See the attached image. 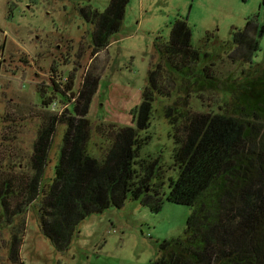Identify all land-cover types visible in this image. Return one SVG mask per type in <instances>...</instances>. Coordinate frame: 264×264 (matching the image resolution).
<instances>
[{"label":"trees","instance_id":"trees-1","mask_svg":"<svg viewBox=\"0 0 264 264\" xmlns=\"http://www.w3.org/2000/svg\"><path fill=\"white\" fill-rule=\"evenodd\" d=\"M128 2L109 0L103 10L80 8L92 26L95 53L119 31ZM258 28L252 20L244 29L232 27V40L221 46L224 52L203 51L192 45L189 25L177 15L168 39L154 43L158 58L132 111L133 123L113 124L99 156L88 150L92 133L87 117L97 77L86 75L77 91H72V79L64 88L52 80L53 90L66 101L58 112L51 108L38 125L27 163L0 162V228L10 233L7 258L22 264L19 248L27 210L35 212L43 237L57 251H66L78 224L92 214L119 209L127 200L157 211L162 203L158 189L173 167L177 174L167 178L166 200L188 205L190 212L182 234L159 240L148 264H264V61L251 60L263 32ZM235 49L247 67L239 75L221 76L218 64ZM37 92L49 111L53 95H46L42 86ZM206 93L220 95V111L212 110V97L207 104L211 109L194 110L189 98ZM172 96L162 108L173 140L169 165L151 154L141 156L151 137L141 133L151 122L154 103ZM59 124L65 125L63 138L47 175Z\"/></svg>","mask_w":264,"mask_h":264},{"label":"rangeland","instance_id":"rangeland-1","mask_svg":"<svg viewBox=\"0 0 264 264\" xmlns=\"http://www.w3.org/2000/svg\"><path fill=\"white\" fill-rule=\"evenodd\" d=\"M109 0H0V162L25 166L32 152L38 125L49 112H58L65 100L53 90L54 80L64 88L72 79V91L83 85L86 75L97 77L87 117L92 137L88 150L95 156L107 147V135L117 127L131 125L132 111L141 101L147 74L158 55L154 43L167 40L170 26L179 15L191 30L192 45L203 51H225L222 44L232 40V27L246 28L251 21L263 27L252 51V63L264 61V0H129L123 24L106 48L94 52L92 26L81 14L88 6L103 10ZM252 29L254 30L253 26ZM209 33V37L207 36ZM254 34L255 31H253ZM208 37V38H207ZM236 52V54H234ZM237 55V56H236ZM239 49L223 55L218 64L221 76L246 68ZM52 94L49 111L42 106L38 88ZM67 93V91H65ZM204 94L190 97L197 111L211 109ZM175 98H159L154 103L151 122L145 132L150 139L141 156L151 154L171 164L173 148L168 119L162 108ZM213 102V101H211ZM209 104H212V103ZM218 102V103H217ZM53 111H52V109ZM51 110V111H50ZM64 124L56 126L49 150L47 175L52 174ZM177 169H168L165 183L158 189L161 207L153 211L138 201L127 200L119 209L110 207L90 215L78 224L68 250L57 251L41 234L33 209L23 215L25 231L20 245L22 264H148L157 254L163 238L182 234L190 206L166 200L167 178ZM18 219H15L17 222ZM9 229L0 228V264H15L8 258L5 242Z\"/></svg>","mask_w":264,"mask_h":264}]
</instances>
